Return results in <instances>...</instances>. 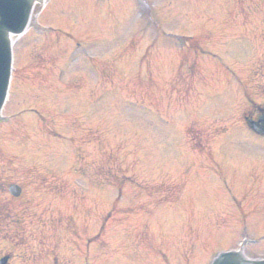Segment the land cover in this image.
Returning <instances> with one entry per match:
<instances>
[{
  "label": "rangeland",
  "instance_id": "1",
  "mask_svg": "<svg viewBox=\"0 0 264 264\" xmlns=\"http://www.w3.org/2000/svg\"><path fill=\"white\" fill-rule=\"evenodd\" d=\"M253 1H241L240 19L226 0L47 5L40 23L77 42L65 36L41 50L38 29L14 46L0 122V214L17 221H4L0 233L19 232L10 243L28 260L15 264H47L53 251L58 264H209L241 244L264 258V140L240 122L220 133L218 122L247 106L241 97L233 104L236 95L212 80L224 74L208 64L240 60L242 79L255 50L264 51L254 41L264 0L256 12ZM202 26L244 32L252 45H232L229 35L227 45L207 44L220 60L197 44L193 56L207 55L197 66L205 82L181 49ZM13 183L24 187L22 203L2 193ZM2 241L0 255L10 250Z\"/></svg>",
  "mask_w": 264,
  "mask_h": 264
},
{
  "label": "water",
  "instance_id": "2",
  "mask_svg": "<svg viewBox=\"0 0 264 264\" xmlns=\"http://www.w3.org/2000/svg\"><path fill=\"white\" fill-rule=\"evenodd\" d=\"M33 1L0 0V108L6 95L10 74L11 52L8 36L10 33H21L25 28ZM14 189L11 188L10 191L16 195L19 189ZM239 260L232 254L221 253L212 264H243ZM251 264H264V262Z\"/></svg>",
  "mask_w": 264,
  "mask_h": 264
}]
</instances>
